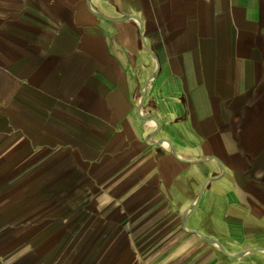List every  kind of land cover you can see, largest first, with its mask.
<instances>
[{
	"label": "crops",
	"instance_id": "crops-1",
	"mask_svg": "<svg viewBox=\"0 0 264 264\" xmlns=\"http://www.w3.org/2000/svg\"><path fill=\"white\" fill-rule=\"evenodd\" d=\"M191 231L264 247V0H0V264H264Z\"/></svg>",
	"mask_w": 264,
	"mask_h": 264
},
{
	"label": "rangeland",
	"instance_id": "rangeland-1",
	"mask_svg": "<svg viewBox=\"0 0 264 264\" xmlns=\"http://www.w3.org/2000/svg\"><path fill=\"white\" fill-rule=\"evenodd\" d=\"M65 251L66 246H65ZM61 251L57 249L56 246H42V247H34V255L32 260H18V261H13V260H6L2 261L1 264H59L58 260L56 261V256L60 253Z\"/></svg>",
	"mask_w": 264,
	"mask_h": 264
},
{
	"label": "water",
	"instance_id": "water-1",
	"mask_svg": "<svg viewBox=\"0 0 264 264\" xmlns=\"http://www.w3.org/2000/svg\"><path fill=\"white\" fill-rule=\"evenodd\" d=\"M138 25L140 26V22L137 21ZM156 74H154L153 76H155ZM145 86L146 84H144V86L142 87V91H144L145 89ZM204 186H202L199 194H198V197L196 199V201L194 202V204H192L189 209H192L196 206V204L198 203L199 199L201 198L202 196V190H203ZM185 215V214H184ZM191 232H194L196 235H198L200 238H202L203 240L213 244L219 251L221 254H223L224 256L226 257H230V258H240L248 253H251V252H261V253H264V247L263 246H248V247H245V248H242L240 251L238 252H235V253H230L228 252L223 246L222 244L216 240L215 238L213 237H210V236H206L200 232H197V231H191Z\"/></svg>",
	"mask_w": 264,
	"mask_h": 264
}]
</instances>
